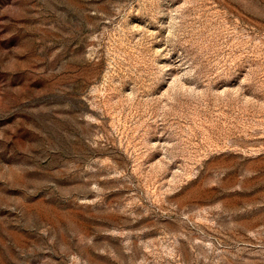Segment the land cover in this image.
Segmentation results:
<instances>
[{
  "label": "rangeland",
  "instance_id": "obj_1",
  "mask_svg": "<svg viewBox=\"0 0 264 264\" xmlns=\"http://www.w3.org/2000/svg\"><path fill=\"white\" fill-rule=\"evenodd\" d=\"M0 264H264V0H0Z\"/></svg>",
  "mask_w": 264,
  "mask_h": 264
}]
</instances>
